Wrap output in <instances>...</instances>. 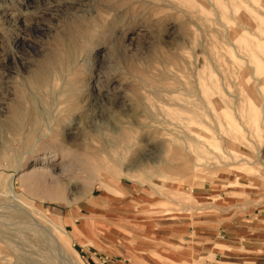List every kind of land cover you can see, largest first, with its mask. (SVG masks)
I'll use <instances>...</instances> for the list:
<instances>
[{"label":"rangeland","instance_id":"374dc122","mask_svg":"<svg viewBox=\"0 0 264 264\" xmlns=\"http://www.w3.org/2000/svg\"><path fill=\"white\" fill-rule=\"evenodd\" d=\"M19 101V132L0 130V264H68L52 223L83 264H164L171 243L203 264L187 220L264 207V0H0V125ZM33 134L40 157L63 148L64 202L49 179L18 183Z\"/></svg>","mask_w":264,"mask_h":264},{"label":"bare ground","instance_id":"6f19581e","mask_svg":"<svg viewBox=\"0 0 264 264\" xmlns=\"http://www.w3.org/2000/svg\"><path fill=\"white\" fill-rule=\"evenodd\" d=\"M75 35L76 36L72 37L73 39L70 42V46L68 47L69 52H64L65 54H60L59 52H57L54 55H52L51 57H49L46 60H44L36 68V70L30 76V83L33 86H35V87H44V86H46L47 87V85H49L51 83L52 77L57 75V73H59L62 70V68L65 67V64H66L65 63V61H66L65 57H67V55H69L72 58L71 53H74L77 50V44H76L77 40L75 41L77 36H82L83 38L88 39V38H90L92 36V32L90 30H86V29L80 27V28H78V30H77ZM69 56L67 58H69ZM66 87H69V86H66ZM19 95H20V97L22 99L25 98L23 91L20 92ZM65 105H63V106H65ZM62 113H65V112H62ZM23 118H24L23 102L19 101L13 107V109L11 111V119L7 123H4V124L0 125V130H4L5 129L7 131H11V132H14L15 134H17L19 132L20 125L22 124ZM50 138L53 139L54 137H50ZM45 139H47L45 136L39 137V138H35L34 134L30 135L29 137H27V139H25L28 144L33 142V144H32L33 146H31V148H32L31 151L28 150L29 152L27 151L25 153V155L28 156V158L26 157L27 159H25L24 157H20V159L22 161L18 164L17 172L18 173L24 172L26 167H28V171L22 173L21 175L19 174L18 183L21 185V188L29 190L32 187L33 188L40 187V185L38 183V179L40 177L41 178H45V179H49L51 181V184H49V186H48V195L50 196V199L51 200H55V201H59V202H64L63 185L61 184V179H62V175H63V172H64V170H62V167H64L62 160L65 159V158L63 159V156H64L63 150H62L63 148L58 149L57 147H55V148H53V150H52V152L50 154H48L45 157H40L38 148L45 142ZM67 150H68V148H67ZM68 154L69 155H71V154L73 155L72 152H71V154L70 153H68ZM65 157H67V155H65ZM30 159H31V161H34L33 165H32V163L31 164L28 163V160H30ZM67 159H69V158H67ZM29 168L31 169L30 171H29ZM7 185H8V190L10 191V193H14L15 190L13 188V185L9 184V183ZM14 199H15V197H14ZM22 201L27 204V202H25L24 200H22ZM14 210L17 211V212L20 211L19 209L18 210L14 209ZM36 222H37V225H38L39 222L38 221H36ZM40 224L41 223H39V225ZM37 225H35V226H37ZM42 225H43V223H42ZM52 226H53L52 230H51L52 231V235L51 236L53 238L52 242L55 243V246H58V249H56L57 250L56 252H58L61 255L63 254L65 256V258L67 259L68 264H83L77 258L78 257V253L76 251H74V250H72V251L69 250L68 251L69 241L67 240V238H64L63 232L54 223H52ZM42 230H43V228H42ZM42 230L41 231L38 230L39 233H41ZM41 235H42V239H43L44 236H43V234H41ZM41 235L40 236L38 235V237H41ZM19 238H21V237L19 236ZM145 244L148 247H151V248L155 247L152 242H149V243L145 242ZM28 247H30V246L28 245ZM53 256H56V255H53ZM156 257H157L158 260H160L161 263L171 264V261L166 259V258H164L162 255L157 254ZM139 264H148V263L146 261H142L141 260V261H139Z\"/></svg>","mask_w":264,"mask_h":264},{"label":"crops","instance_id":"0c3cea01","mask_svg":"<svg viewBox=\"0 0 264 264\" xmlns=\"http://www.w3.org/2000/svg\"><path fill=\"white\" fill-rule=\"evenodd\" d=\"M228 191L206 193V197L229 198ZM187 238L206 258L203 264H264V207L193 217L186 222ZM176 231L171 233V239ZM171 243V264H188Z\"/></svg>","mask_w":264,"mask_h":264}]
</instances>
